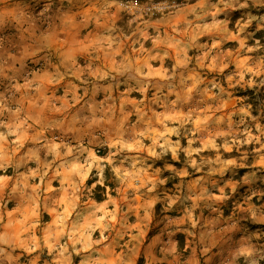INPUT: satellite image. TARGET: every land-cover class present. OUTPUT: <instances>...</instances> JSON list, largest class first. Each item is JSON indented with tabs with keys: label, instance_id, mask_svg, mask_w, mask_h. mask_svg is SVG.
<instances>
[{
	"label": "rangeland",
	"instance_id": "rangeland-1",
	"mask_svg": "<svg viewBox=\"0 0 264 264\" xmlns=\"http://www.w3.org/2000/svg\"><path fill=\"white\" fill-rule=\"evenodd\" d=\"M264 0H0V264H264Z\"/></svg>",
	"mask_w": 264,
	"mask_h": 264
},
{
	"label": "trees",
	"instance_id": "trees-1",
	"mask_svg": "<svg viewBox=\"0 0 264 264\" xmlns=\"http://www.w3.org/2000/svg\"><path fill=\"white\" fill-rule=\"evenodd\" d=\"M254 37L258 39V41L262 46H264V29L256 31ZM248 95H249V99L246 102L252 105V107L254 108V113L252 114L255 115L256 114L255 109L257 108L256 106H260L264 99L262 96H258L257 94H254V92L251 90L248 91Z\"/></svg>",
	"mask_w": 264,
	"mask_h": 264
}]
</instances>
